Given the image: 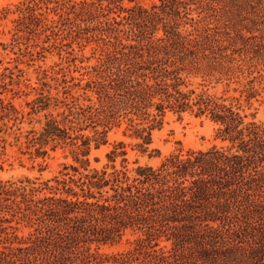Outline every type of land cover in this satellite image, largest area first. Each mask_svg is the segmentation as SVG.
<instances>
[{
    "label": "trees",
    "instance_id": "16d2710c",
    "mask_svg": "<svg viewBox=\"0 0 264 264\" xmlns=\"http://www.w3.org/2000/svg\"><path fill=\"white\" fill-rule=\"evenodd\" d=\"M1 12L14 15L9 45L19 52L8 61L16 64L0 70V94L20 83L18 63L43 60L51 49L71 55L73 42L94 43L98 56L83 85L65 84L62 67H50L62 75L61 99L45 93L51 87L45 79L57 78L39 66L41 86L28 114L52 102L65 109L27 130L25 147L46 156L71 146L79 166L63 164L45 180L0 179V264H102L99 246L127 234L132 246L112 255L113 264H264V118L245 113L241 104L242 98L248 107L264 104V86L252 84L253 76L233 84L238 96L227 95L231 82L263 75L264 0L128 7L122 0H22ZM191 75L225 88L217 93L208 84H189ZM75 86L87 103L76 102ZM168 111L206 117L217 142L171 153L157 166L137 164L131 173L114 164L126 154L118 142L106 153L111 164L88 168L92 144H106L108 132L122 123L123 133L132 130L141 139L140 152L153 156L151 132ZM19 116L0 96V131Z\"/></svg>",
    "mask_w": 264,
    "mask_h": 264
},
{
    "label": "rangeland",
    "instance_id": "374dc122",
    "mask_svg": "<svg viewBox=\"0 0 264 264\" xmlns=\"http://www.w3.org/2000/svg\"><path fill=\"white\" fill-rule=\"evenodd\" d=\"M22 0H0V43L8 44L11 41V28L12 23L10 19L14 17L13 14H8L3 17L1 10L3 8L13 9L14 5ZM153 2L157 0H122L123 6H132L134 4H141L143 6H150ZM196 12L192 11V16L196 17ZM50 16L56 17L52 13ZM190 27H188L189 29ZM73 51L72 54H67L64 50L59 51L57 49H51V51L45 52V57L43 60H36L27 64L25 62L18 63V68L22 70L18 71L14 69L16 74H21L19 77L20 83H11L8 85V90L0 94L1 97L9 99L17 107L23 117L20 118L16 123L12 121L7 123V127L0 131V139L4 138L1 142L3 147H0V179H16L23 176L29 177H39L42 180L51 178L54 175H58L59 171L63 169V164H74L79 166V163L75 162L73 159L74 149L71 146L57 147L54 151H49L46 156H35L34 154H29L24 143V134L27 130L40 129L44 120L45 114L53 113L56 114L65 109L63 103L58 102L56 105L53 102L50 104L49 108L46 110H41L36 113L28 114L31 110L28 102H31L38 95L39 88L41 86V66L42 68L49 69V75L56 77V79H51L47 77L45 80L49 82L51 87L49 91H45L51 96L58 97L61 99L63 97L62 87L58 84H63L61 82V73H54L50 70L52 67L58 70L62 67V74H65L66 83L65 84H85L89 79V74L86 72L91 69V66L97 63L98 52L94 51V43L86 44L80 47L76 42L71 44ZM69 50V48H68ZM16 52V53H14ZM19 51L17 47L11 51L10 45L6 50H3L0 45V58L2 63L0 64V70L3 66L12 67L16 62L13 59ZM261 77L257 73L250 75L249 77H241L238 82H231L230 90L228 91V96H238V91H233L231 88L233 84H245L247 80L251 79L253 76L252 84H261L264 86V72ZM28 79V80H25ZM5 78V81H8ZM17 78L14 76V81ZM189 84H208L207 88L211 92L221 93L225 88V82H216L213 80H203L201 75L193 76L191 75L187 79ZM29 83V86L25 84ZM57 86V88H55ZM36 87V88H32ZM11 89V90H9ZM17 91V92H16ZM83 90L79 86L72 88L71 93L77 98L76 102L79 104L87 103L84 99L85 95L82 94ZM87 95H91L90 91H87ZM263 95V92H262ZM261 98V96H259ZM70 102V99H67ZM241 104L244 108V112L247 114L255 112V119L264 118V104L260 105L258 102L253 101L251 107H248L244 101L241 99ZM257 108V109H256ZM250 118V116L248 117ZM126 124L122 123L120 127H115L108 132L107 143L102 144L98 148H94L93 144L88 154L89 169L96 168L101 169L105 165L111 164V162L106 157V153L110 151L118 142L124 143L125 155H118L115 158V166L121 168L122 165H126L130 173L132 169L137 166V164H148L152 166H157L166 156L171 153L181 152L184 153L189 149H206L210 147L213 143H216L213 139L215 124L211 122L204 116L196 117L188 112L177 115L173 112H166L163 116L161 123L157 125L151 132L152 142L149 145L150 149H157L158 152L154 153L153 156H148L147 153H141L139 147L136 146L137 143L141 142V139L135 138L130 135L132 130H126L123 133ZM85 134H90L89 130L83 131ZM123 158H126V162H122ZM80 171L85 172L83 168H79ZM108 170L111 169L108 167ZM70 172H72L70 170ZM27 229H23L25 232ZM128 238V239H127ZM132 237L126 235L121 241L114 244H102L99 246V253L106 258L107 261L102 264H113L112 255L115 253L124 251L130 248V240Z\"/></svg>",
    "mask_w": 264,
    "mask_h": 264
}]
</instances>
